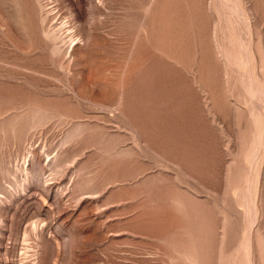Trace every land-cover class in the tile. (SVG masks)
<instances>
[{
    "label": "rangeland",
    "instance_id": "374dc122",
    "mask_svg": "<svg viewBox=\"0 0 264 264\" xmlns=\"http://www.w3.org/2000/svg\"><path fill=\"white\" fill-rule=\"evenodd\" d=\"M0 264H264V0H0Z\"/></svg>",
    "mask_w": 264,
    "mask_h": 264
}]
</instances>
